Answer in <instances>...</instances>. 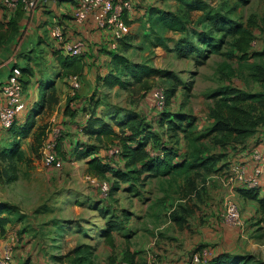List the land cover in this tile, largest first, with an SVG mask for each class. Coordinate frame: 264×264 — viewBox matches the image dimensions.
<instances>
[{"label":"rangeland","instance_id":"374dc122","mask_svg":"<svg viewBox=\"0 0 264 264\" xmlns=\"http://www.w3.org/2000/svg\"><path fill=\"white\" fill-rule=\"evenodd\" d=\"M194 1H206L211 8L220 10L248 27L256 34L251 42V49L257 47L259 40L264 43V0H243L238 4H236L237 0ZM152 4L183 16L190 29L207 31V27L198 22L202 11H187L186 7L176 0L162 2L149 0V6ZM258 28H263V31H259ZM170 35L173 39L169 40L171 42L178 41L184 35L187 36V34ZM215 36L218 37L217 34ZM191 37L196 43L195 37ZM175 42H165L168 48L152 49L149 45L142 51L133 49L127 55L131 62L138 60L160 71L154 77L155 86L160 91H168L171 85L168 81L174 78L175 93L168 97L165 106L161 109L155 106L153 91H148L144 93L143 98L135 100L134 96L120 87L110 88L102 85L98 75L104 72L105 67L99 61L94 60L93 65L83 64L82 71L77 74L79 88H74L69 83L70 77L74 74L63 75L62 72L58 80L55 77L57 74L55 67L51 65L50 69L43 70V55L33 66L34 70L30 68L32 74H40L42 70L45 73L48 71L46 73L48 78L55 80L54 90L58 102L51 109L45 107L37 117V127H45L40 147L31 137L21 141L22 151L29 160L26 163L16 164L15 168L9 170L8 177H15V180L7 181V177L0 171V204H3L5 210L14 209L15 219L20 217L10 224L7 234L0 236V241L4 240L1 243L3 249L10 255L11 264H163L158 259L160 255L174 254L178 251H187L186 264H190V257L194 253L199 250L208 252L210 248L220 246L222 237L220 233L234 236L233 250L236 253L249 254L264 262V237L255 238L253 224L256 204L243 198L239 192L242 187L248 189L243 182L254 176L256 167L262 168V175L264 174V165L256 160L255 152L248 154L244 163L240 160L231 164L229 168L225 167L215 174L198 178L192 193L185 196L189 184L184 177H154L150 172L139 169L142 168V164L126 168L125 158L120 155L113 158L115 153L111 152L117 147L116 143H110L108 148L97 151L100 154L102 152L103 155L105 153V161L113 163V165L107 164L111 167L104 176L96 177L97 182L106 183L111 188L110 194L103 198L99 194V188L91 182L94 177L84 174L85 162L79 160L76 157L77 152L74 150L72 152L70 148V138L77 141L74 147L85 143L94 144L93 140L84 137L81 129V125L89 118L85 116L92 112V110L90 112V103L94 101L92 100L94 96L90 94L93 90L96 91L95 102L99 104V111L96 112L99 119L111 123L108 115L112 116L115 112L120 115L142 112L149 115L150 127L156 129V122L153 120L158 114L162 111H179L196 119L198 135L205 127L203 118L211 103L210 95L222 85L232 87L238 85L245 88L242 86L243 81L240 76L229 79L218 74V64L224 61L221 53L227 51V45L222 48L220 54L207 52V58L202 60L197 53L186 57L178 55L174 50ZM252 61H254L252 57L245 61L235 57L228 60V64L232 70L244 76L246 70L241 69L245 63ZM22 67L24 66L19 61L8 71V76L16 75L23 83L22 79L29 77V74H24ZM28 67L24 70L29 69ZM247 86L251 91L264 90V84L251 82ZM34 94L35 92H32L29 97L27 96L30 102ZM119 118L121 119L122 116ZM111 125L115 131H118L113 123ZM67 126L72 128L69 129ZM61 132H64L65 136L61 142L66 151H64L65 156L57 157L60 161L58 166L47 165L43 155L45 143L51 140L57 145V141L62 137ZM152 132L163 134L162 128ZM184 137V133H179L177 140L163 136L160 138L163 140L160 144L165 145L163 142L166 140L170 142V146L178 155L177 158L181 159L188 149ZM8 142H10L9 138L1 139L0 147ZM31 144L34 145L35 150L31 149ZM252 144L254 142L250 146ZM148 153L155 157L159 151L153 147ZM123 175L125 178L122 179ZM263 181L259 179L256 187L259 188ZM228 200L235 201L239 209V221L235 223H227L224 218V205ZM177 210H180L179 215L184 217L182 228H178L169 218L170 214ZM6 213L3 212L4 215ZM111 220L117 227L116 230L111 231L114 246L100 236L105 231L107 222ZM54 221L59 223L53 227ZM136 229L140 231L136 233ZM130 232L131 235L123 236V233ZM202 233L207 235V240L202 239L205 237ZM160 235L165 236L161 238ZM170 236L176 239H169ZM198 239H201L199 240V244L202 243L201 248L191 252L192 249L188 248L189 244ZM78 249H82L83 253L75 254L73 257V253ZM131 251L134 254L130 253ZM126 253L132 256L129 257ZM197 257L200 259L199 255ZM194 263L202 262L200 259L199 263Z\"/></svg>","mask_w":264,"mask_h":264},{"label":"trees","instance_id":"16d2710c","mask_svg":"<svg viewBox=\"0 0 264 264\" xmlns=\"http://www.w3.org/2000/svg\"><path fill=\"white\" fill-rule=\"evenodd\" d=\"M164 1V0H159ZM180 5L186 7L187 11L199 10L202 11V16L198 19L201 25L207 27V31L197 28H188V22L183 16H179L171 11L161 9L159 6H149L145 23L148 25V40L150 46L162 45L165 48L166 32L177 34H187L175 42L174 50L178 55L186 57L193 53H197L201 59L207 58L206 53L220 54L222 48L227 45V51L221 53L224 61L218 64V74L226 78L240 76L242 78V86L222 85L210 95V106L205 115L208 123L207 127L197 135L196 119L191 115H184L179 111H162L161 114L153 120L156 129L162 128V133H153L156 130L150 127L149 115L147 113H130L122 119L114 120L111 123L116 126L118 131L113 129L111 123H102V119L94 117L95 108L98 103L91 102L92 112L90 117L81 126L82 132L87 136L88 140H93L94 144L77 145L76 140L70 142L72 152H77L76 157L85 162L84 174L91 177L104 176L111 166V161H105L104 156L98 153L101 148H108L110 143L115 144L119 154L114 155L117 158L119 155L126 159L125 167L142 164L141 171L150 172L154 177H184L189 184L186 189L185 196L192 193L195 181L198 178H205L209 174H215L222 168H229L231 164L242 161L251 155L253 150H258L264 155V152L258 147L262 142V134H264V90L251 91L248 84L251 82L264 84V43L262 40L257 41V47L251 49V42L254 40L253 33L248 27L242 23L223 14L220 10L211 8L206 1L194 0H176ZM243 0H237L236 4L242 3ZM21 10V8H19ZM19 9L15 10L18 11ZM23 10V9H22ZM14 12V13H15ZM10 22L13 19L14 13L10 12ZM259 29V28H258ZM263 31V28L259 31ZM13 29L11 30V32ZM218 35L216 37L215 35ZM186 36V37H185ZM196 39L193 42L192 37ZM131 45L124 44L123 48H130ZM206 48V49H203ZM249 50H252L249 52ZM113 70L104 79V84L110 88L119 85L125 89L127 93L134 96L135 100L143 98L144 93L153 91L155 86V75L160 71L146 63H133L127 57L118 53H111ZM238 60H249L251 57L254 61L245 63L241 70H246L244 76L231 69L228 60L235 58ZM59 64L63 68V75L78 74L82 71L83 63L80 58L60 56L58 57ZM30 74L31 70H22ZM62 75V74H61ZM174 78L169 80L170 88L164 90L165 104L169 96L174 94ZM28 77L23 79L22 88L28 83ZM44 87L38 91L36 105L28 111L25 122L22 127L13 125L5 132L11 135L10 142L1 145L0 147V171L2 175L7 177V181L15 180V177L10 178L9 170L15 168L16 164L26 163L29 159L26 158L21 148V141L32 136L33 142H36L40 147L42 137L44 135V126L36 128V117L43 111L45 106L50 109L54 107L58 98L55 95L54 88L47 95L44 94ZM188 92V89H186ZM94 97L92 98V100ZM91 101V100H90ZM25 111V110H24ZM73 115V113H72ZM86 128L88 130H86ZM62 137L55 143V155L59 158L64 157V149L61 142L64 140V132ZM170 133V134H169ZM179 133L185 134V139L188 143V149L183 158L178 159L173 147L167 140L161 145L160 138L168 136L169 139H178ZM165 134V135H164ZM254 142L250 146V144ZM250 146V147H249ZM253 146V147H252ZM31 149L35 150L33 144ZM155 147L159 154L155 157L150 156L149 149ZM256 147V148H254ZM74 150V151H73ZM66 152V151H65ZM243 158V159H242ZM61 160V159H60ZM203 172V173H202ZM117 174V173H115ZM118 175V174H117ZM125 178V175L121 176ZM108 193L111 188L108 185ZM240 195L246 200L255 202V232L256 239L264 237V193L260 194L258 187L239 189ZM100 194V193H99ZM106 196V197H107ZM104 198V197H103ZM3 204H0V236L7 234L8 228L13 221L15 210H5ZM183 209H181V212ZM3 212H7L5 215ZM180 210L172 212L170 219L176 226L182 227L184 217L179 215ZM101 217L103 215H100ZM58 221H54L52 225L57 226ZM117 227L114 222L108 221L105 231L100 236L104 237L108 244L114 246L111 235L112 230ZM83 253L82 249H78L73 253L79 255ZM131 257L130 253H126ZM128 257V258H129ZM82 258V257H81ZM59 260V257H57ZM81 260H79L80 262ZM74 262V261H73ZM201 264H264V262L255 259L249 254H238L234 250H227L218 253L213 257H209Z\"/></svg>","mask_w":264,"mask_h":264},{"label":"crops","instance_id":"0c3cea01","mask_svg":"<svg viewBox=\"0 0 264 264\" xmlns=\"http://www.w3.org/2000/svg\"><path fill=\"white\" fill-rule=\"evenodd\" d=\"M131 9L126 10L123 14V20L127 27V32H124L121 37H115L114 32L111 30L101 29L94 18L90 17L84 21H76L73 18V13L78 4V0H38L37 7L30 11L18 10V13H14L13 19L10 22V15L12 14L5 10H0V107L5 103V97L2 93V85L5 79L8 76V71L15 66L20 61V64L23 65L22 70L25 68L33 69V66L37 63V60L40 56L43 55L44 63L43 70L50 69L51 65L55 67L56 73L55 77L59 80L63 72V68L59 64L58 57L65 56L62 54L61 50L58 49V43L52 36V32L55 29H61L66 40L70 42L84 41L86 46L82 55L79 57L82 60L83 64L93 65L95 61H99L105 67L104 72L100 73V81L102 85L104 84V79L109 75L113 70V63L111 53H118L127 57L130 50L136 49V51H142L143 48L149 46L148 40V25L145 23L148 18L147 12L149 9V0H130ZM150 6H156L150 5ZM13 31L11 32V30ZM170 34H177L171 31L164 34L165 38H171ZM170 35V36H169ZM170 40H173L172 38ZM112 42H116L115 47L111 46ZM175 41L166 40V43H173ZM124 44L131 45V47L123 48ZM155 47H162V45H157ZM152 46V49L155 48ZM147 49V48H146ZM40 53V55L38 54ZM42 53V54H41ZM95 60V61H94ZM133 63H139L138 60L132 61ZM9 69V70H8ZM34 70V69H33ZM41 71L42 73L38 74H29L28 83L24 87L23 98L26 104V109L16 118L17 127H22L28 111H30L37 103L38 91L42 87L45 89V95L51 92V89L54 88V82L52 78H48V71ZM114 72V71H113ZM112 72V73H113ZM26 74L25 72H23ZM25 76V75H24ZM55 78V79H56ZM25 79V77L23 78ZM22 79V82H23ZM105 85V84H104ZM106 86V85H105ZM120 87L119 85H116ZM115 87V86H114ZM113 88V87H112ZM55 89V88H54ZM120 89H123L120 87ZM125 90V89H123ZM35 92L33 95V100L30 102L27 99L29 94ZM95 90L90 95L94 96L96 100ZM28 94V95H27ZM88 95V96H90ZM91 99V97H89ZM99 104L95 108L94 117ZM47 107V106H45ZM73 110V109H72ZM74 112V111H73ZM105 114V113H104ZM126 115H120V113H113L114 120H119V116L126 117ZM39 116V115H38ZM37 116V117H38ZM111 115H108V118L112 121ZM37 117H36V127H37ZM85 117H90L86 115ZM77 119V117H76ZM101 119V118H100ZM122 119V118H121ZM86 121V120H85ZM102 123H109L102 119ZM203 121L205 122V127L208 123L204 116ZM77 123V121H76ZM75 123V125H76ZM86 123V122H85ZM81 124V123H80ZM196 124V123H195ZM74 125V129L76 126ZM36 127L33 131L36 130ZM67 128H72V126H67ZM86 130H88L86 128ZM79 132L81 130L79 129ZM84 135V134H83ZM32 136L24 139L26 141ZM87 137V136H84ZM9 138L11 140V135L5 132V130L0 129V140H5ZM262 142L259 144V148L264 152V134L261 138ZM74 139L70 138V142H73ZM101 155L103 153L101 152ZM104 156V155H103ZM247 157H245L246 159ZM245 162L244 160L242 161ZM252 165V164H251ZM263 173V172H262ZM261 181L264 180V174L259 178ZM260 194L264 193V181L262 185H259ZM254 210V208H252ZM255 212V210H254ZM178 227V226H177ZM183 227V226H182ZM178 227V228H182ZM140 229H136V233ZM123 236L131 235L130 233H123ZM154 234V233H151ZM220 241V248H210L206 254L199 250L202 243L199 244V240L194 241L189 244V249L194 251V249L199 250L190 257V264H196L193 261V257L199 255L201 262L204 263L209 257H213L220 252L233 250V240L232 237L222 234ZM205 237H202L203 240H207L205 233H202ZM165 235H160L163 238ZM169 239L175 240L176 237L170 236ZM209 240V239H208ZM130 253H133L132 251ZM134 254V253H133ZM132 256V254H131ZM157 257V255H156ZM172 257V258H169ZM187 251H178V253L169 254V255H160L158 258L163 264H186L187 261ZM185 261V262H184Z\"/></svg>","mask_w":264,"mask_h":264},{"label":"built area","instance_id":"2783aa9c","mask_svg":"<svg viewBox=\"0 0 264 264\" xmlns=\"http://www.w3.org/2000/svg\"><path fill=\"white\" fill-rule=\"evenodd\" d=\"M37 0H0V10L8 12L15 11L19 8L24 11H30L36 8ZM131 9L130 0H78V4L73 13V18L76 21H84L90 17L94 18L97 25L103 30H111L114 32L115 37H121L124 32H127L126 24L123 20V14L126 10ZM52 36L58 43V49L62 54L68 57L81 56L85 43L78 41L72 43L65 39L63 32L55 29L52 32ZM116 42H112L111 46L114 48ZM79 76L72 75L69 79V83L74 88H79L78 84ZM2 93L5 97V103L0 107V129H8L15 122L16 118L26 109V104L23 98L22 83L16 75L8 76L6 81L2 85ZM154 103L159 109L165 106V94L159 89H153ZM55 143L49 141L45 143L43 150L44 159L47 165L60 164L59 159L55 155L54 150ZM254 156L256 160L260 161L264 165V155L258 150H254ZM111 153H118V149ZM262 168L256 167L253 172V177L247 178L245 183L248 188L256 187L257 182L262 175ZM91 182L94 186H97L100 190L101 197H106L108 193V185L106 183L97 182L96 178H92ZM239 209L237 203L233 200H228L224 205V218L228 223H235L239 221ZM4 240L0 241V264H11L9 253L3 249ZM206 254V252H204ZM193 261L199 263L200 259L197 256L193 257Z\"/></svg>","mask_w":264,"mask_h":264}]
</instances>
